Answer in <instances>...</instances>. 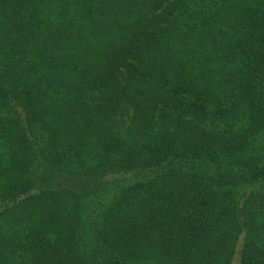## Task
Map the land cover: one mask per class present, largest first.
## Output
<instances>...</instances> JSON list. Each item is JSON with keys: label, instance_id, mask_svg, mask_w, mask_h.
I'll return each instance as SVG.
<instances>
[{"label": "trees", "instance_id": "16d2710c", "mask_svg": "<svg viewBox=\"0 0 264 264\" xmlns=\"http://www.w3.org/2000/svg\"><path fill=\"white\" fill-rule=\"evenodd\" d=\"M264 264V0H0V264Z\"/></svg>", "mask_w": 264, "mask_h": 264}, {"label": "rangeland", "instance_id": "374dc122", "mask_svg": "<svg viewBox=\"0 0 264 264\" xmlns=\"http://www.w3.org/2000/svg\"><path fill=\"white\" fill-rule=\"evenodd\" d=\"M234 264H236V263H234Z\"/></svg>", "mask_w": 264, "mask_h": 264}]
</instances>
